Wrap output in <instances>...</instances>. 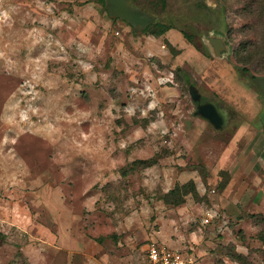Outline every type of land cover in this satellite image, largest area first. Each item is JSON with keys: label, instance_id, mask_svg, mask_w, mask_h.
<instances>
[{"label": "rangeland", "instance_id": "374dc122", "mask_svg": "<svg viewBox=\"0 0 264 264\" xmlns=\"http://www.w3.org/2000/svg\"><path fill=\"white\" fill-rule=\"evenodd\" d=\"M242 3L124 0L139 24L108 0H0V264H143L150 242L264 264V100L233 55L264 14Z\"/></svg>", "mask_w": 264, "mask_h": 264}, {"label": "trees", "instance_id": "16d2710c", "mask_svg": "<svg viewBox=\"0 0 264 264\" xmlns=\"http://www.w3.org/2000/svg\"><path fill=\"white\" fill-rule=\"evenodd\" d=\"M96 1L100 3L104 2V0ZM225 1L227 0H224V2ZM238 10H240L241 13H261L262 16L264 14V0H243L241 8H238ZM251 27L252 26H248V28ZM159 34H161L160 30L148 32V35L152 36H158ZM233 55L236 61L242 64V66L239 68L241 70V73L238 72L240 75L247 74L250 77H256L258 75L252 74L251 71H264V29L260 32L259 37L241 41V43L235 49H233ZM142 163L150 164L152 163V161L146 160ZM174 191H176V193H179L180 191V197L170 200L168 199L169 201L167 202H170L172 205L182 203L184 200L183 197L186 194H191L194 196L197 195L192 181H189L180 186L176 185L173 189L168 191L165 196L167 197V195L173 194Z\"/></svg>", "mask_w": 264, "mask_h": 264}, {"label": "water", "instance_id": "95a60500", "mask_svg": "<svg viewBox=\"0 0 264 264\" xmlns=\"http://www.w3.org/2000/svg\"><path fill=\"white\" fill-rule=\"evenodd\" d=\"M108 1L113 4L114 9L119 12V15L121 17L127 18L132 23L143 24L145 22L144 16L129 13L125 9L124 0H108ZM208 43L211 45L214 55H218L219 52L223 49V42H222V39L219 37H209ZM238 72L241 73V70L238 69ZM243 76L250 78L252 83L255 85L258 93L264 100V77L262 76L250 77L247 74ZM191 96H193L192 93H191ZM199 110L201 112V115L210 119V121L215 126H218L221 124L223 120V118L221 117L222 114L219 113L218 109H216L214 106L210 105L209 103H205L199 107Z\"/></svg>", "mask_w": 264, "mask_h": 264}, {"label": "built area", "instance_id": "2783aa9c", "mask_svg": "<svg viewBox=\"0 0 264 264\" xmlns=\"http://www.w3.org/2000/svg\"><path fill=\"white\" fill-rule=\"evenodd\" d=\"M143 264H200L196 255L189 250L168 249L164 244L150 242L143 253Z\"/></svg>", "mask_w": 264, "mask_h": 264}, {"label": "crops", "instance_id": "0c3cea01", "mask_svg": "<svg viewBox=\"0 0 264 264\" xmlns=\"http://www.w3.org/2000/svg\"><path fill=\"white\" fill-rule=\"evenodd\" d=\"M180 43L181 44H184L185 42H183V41H180ZM255 210H257V209H255ZM254 210V211H255ZM258 211L259 212H262V209L261 208H259L258 209ZM258 211H255V212H258ZM263 213V216H264V212H262ZM50 240L51 239H53L54 238V236H52V234H50ZM55 240H56V245L58 246V247H53L54 249H56V251L57 250H59L58 248H61L62 246L63 247H65V248H67V249H74V246L76 245V242L74 241V239L73 238H71L70 236H68V235H61V230L60 229H57V234H56V236H55V238H54ZM48 240V239H47ZM49 241V240H48ZM47 241V242H48ZM146 247V246H145ZM145 249V248H144ZM144 249H143V253H144ZM58 252V251H57ZM56 252V253H57ZM60 254V253H59ZM57 257H58V255H57ZM207 263V261H205V263L204 264H206ZM203 264V263H202Z\"/></svg>", "mask_w": 264, "mask_h": 264}]
</instances>
